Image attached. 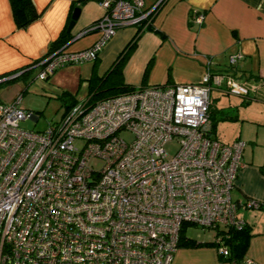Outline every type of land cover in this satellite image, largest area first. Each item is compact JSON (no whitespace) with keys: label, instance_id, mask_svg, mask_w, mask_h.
<instances>
[{"label":"built area","instance_id":"2783aa9c","mask_svg":"<svg viewBox=\"0 0 264 264\" xmlns=\"http://www.w3.org/2000/svg\"><path fill=\"white\" fill-rule=\"evenodd\" d=\"M99 4L103 14L81 31L97 30L93 43L49 50L35 77L96 59L118 27L139 24L156 5ZM192 12L202 23L203 12ZM242 56L230 53L228 63ZM210 64L206 58L196 82L80 99L40 130L21 127L36 114L19 106L20 93L0 102V264H171L182 223L243 225L231 190L245 164L244 141L215 138L208 108L213 87L241 96L248 88ZM170 140L177 142L171 155ZM260 203L264 209L255 198L244 205Z\"/></svg>","mask_w":264,"mask_h":264},{"label":"crops","instance_id":"0c3cea01","mask_svg":"<svg viewBox=\"0 0 264 264\" xmlns=\"http://www.w3.org/2000/svg\"><path fill=\"white\" fill-rule=\"evenodd\" d=\"M32 1L39 15L27 25L18 27L14 23L10 0H0V85L4 83L3 78L6 80L9 75L30 67L36 58L53 49L51 45L57 34L68 26L73 0ZM159 2L151 20L154 29H142L131 50L140 48L137 52L142 70L140 82L148 61V83L199 81L206 69L205 59L210 58L214 72H229L235 78L243 75L246 82L254 81L251 85L262 98L258 100L264 103V0H144V5L152 7ZM77 7L81 9L79 16L83 19L79 23L78 16L74 26L66 31L70 37L60 44L68 49L88 47L99 36L95 29L81 32L103 14L99 0H86ZM193 10L203 12L202 23L193 20ZM134 33L133 24L118 27L96 59L60 67L47 79L35 77L39 69L35 65L31 71L37 82L34 85L53 96L64 90L82 99L87 95V78L94 72L103 74ZM234 52H241L243 56L235 66H230L228 56ZM130 57L128 55L127 62ZM124 80L137 83L132 79ZM14 97L7 96L4 89H0V102H10ZM224 115L230 117L231 114ZM237 117L231 115V118ZM212 135L225 141L217 134ZM235 139L244 141L242 161L245 164L238 172L231 198L239 203L237 215L250 225L253 233L244 258L250 260L248 264H264V209L244 205L249 198L264 202V129L259 135L256 132L251 140L236 135L231 141ZM171 261V264H231L218 258V248L213 245L178 246Z\"/></svg>","mask_w":264,"mask_h":264},{"label":"rangeland","instance_id":"374dc122","mask_svg":"<svg viewBox=\"0 0 264 264\" xmlns=\"http://www.w3.org/2000/svg\"><path fill=\"white\" fill-rule=\"evenodd\" d=\"M82 19L83 16H79L77 20L80 23ZM145 35L146 34H144V38L146 37ZM142 45L143 41L141 42L140 46ZM139 50L140 48L138 51H130L129 55L131 57L129 61H126L123 64L124 73H126L124 78L137 81V83L134 82V84L140 83L139 78L142 71L139 68L140 60L137 56V52H139ZM60 67L63 66H59L58 68ZM142 67L143 65L141 66V69ZM58 68L50 73L46 79L56 72ZM35 80L36 78H34L33 72V74H27L19 78H14L9 82L0 85V89H4L7 96L11 95L13 98L15 95L20 93L21 99L18 103L19 106L34 111V113L38 116L35 121L30 118L19 121L21 127L29 130H40L44 128L48 122L56 121L62 111L65 109L61 104L60 98L53 96V94H48L47 92L45 93L41 88L36 87L37 85H34V83H37ZM236 80L239 83H244V81L246 82L243 75H241V77L237 76ZM253 82H246V84H244L246 87H248V89H250V92L242 96L232 92L226 93L218 87L212 88L210 93L212 95L211 107L214 109L216 108L214 113L217 117L216 128L213 134H217L218 136L224 138L225 141H231V139L235 138L236 135H241L244 138L249 137L250 139L247 140H251L255 137L256 132L259 135L260 130L264 129V103L258 100H262V98L258 96V90L255 91L256 87L251 85ZM22 88H25V90H23L21 93ZM219 109L222 110V113L219 112ZM222 114H231L235 116L238 115V117L218 118V116ZM124 135L128 138L131 137L130 132H124ZM75 143H80V140L76 139ZM247 145L250 146L251 144L247 142ZM176 146L177 142L175 140H170V142L165 144V148L167 152L170 153V155L173 153ZM92 161L94 164H98L100 162L99 159H93ZM184 233L186 236H191L197 240H211L214 238L213 227H202L196 224L186 225Z\"/></svg>","mask_w":264,"mask_h":264},{"label":"trees","instance_id":"16d2710c","mask_svg":"<svg viewBox=\"0 0 264 264\" xmlns=\"http://www.w3.org/2000/svg\"><path fill=\"white\" fill-rule=\"evenodd\" d=\"M83 1H86V0H73L70 4V6H71L70 10L73 9L74 7H77L79 5V3L83 2ZM160 2L155 5V7L152 9V11L144 19H142L139 24L135 25V33L129 39V41L126 43V45L119 51L118 55L116 56V59L110 64V66L108 68H106V71L101 75L94 72L93 74H91L87 78V82H88V89L86 92L87 95H85L82 98V100L86 99V101H88V102H95L98 99L107 98L108 96L117 95V94H120V92L130 91L135 87H141V86H144L145 84H148V82L146 80V75H147L148 70L150 68L149 67L150 61H148L147 65L144 67L145 69L143 71V75L141 78L142 81L139 84H134L132 82L130 83V82L124 80L123 64L127 60L130 51L137 44L136 40H137L139 34L141 33V30L144 28L151 29V30L154 29V26H152V24H151L152 23L151 20H152V16H153L154 12L158 9ZM10 4H11V12L13 13L14 23L18 27L27 25L29 22H31V20H33L34 18H36L39 15V11L36 10L32 0H10ZM70 13H71V11H70ZM70 13H69V15H70ZM192 14H193V12L191 13V17H192ZM98 18L94 19L92 24ZM68 19H69V16H68ZM92 24H90L89 26H91ZM66 27H67V25H65L57 34L58 36L56 37V39L54 40V42L51 45V47L53 49L57 48V46H60L61 43H63L64 41H66L70 37V34L66 33ZM40 58H36L29 65L30 67L21 70L19 75L15 76V77H11L7 80H3L2 82L6 83V82H9L10 80H12L14 78H19L21 76L31 74L32 73L31 71L33 70L34 66L36 65V62ZM210 61H211V59H210ZM210 65L211 66L213 65L212 62ZM229 65L235 66V65H231V64H229ZM211 66H210V70L212 73L218 72V71L214 72L211 69ZM220 73H226V72H220ZM172 82L173 81L170 82L168 80V81H165L162 83L168 84V83H172ZM158 83H161V82H158ZM23 90H25V88L21 89V93ZM226 93H228V92H226ZM246 94H244V95H246ZM56 96L58 98H60L61 104L65 108L64 111H62L61 115H63L69 108H71L72 104H74L75 102L80 100V99L76 98V96L74 94H72V93L70 94L64 90L60 91L59 94ZM215 109L211 107V101H210L208 113H209V117H210V126H211L210 132L211 133H214L215 128H216L217 117L215 116V113H214ZM219 112L222 113V110L219 109ZM225 117H229V116L223 115V114L219 115V118H225ZM230 117H231V115H230ZM257 208L258 209L263 208L262 203H260L259 207H257ZM188 224H194V223H191L188 221L182 223V225L180 227L179 235H178L179 239L177 242V247L178 246H185V247L195 246V247H197L199 245H204V246H212L213 245V246L218 248V258L219 259H221L223 261L227 260L231 264H248L246 259L244 258V256H245V252L248 248L247 245H248L249 238L253 234L251 232L249 224H246L244 222V224L239 226V227L233 226V225L223 226V227H218V226L213 227L214 228V238L211 240H203V239L197 240L196 238H193L191 236H186L184 233V230H185L186 225H188ZM220 247H223V248L225 247L227 252L223 253L220 250Z\"/></svg>","mask_w":264,"mask_h":264},{"label":"water","instance_id":"95a60500","mask_svg":"<svg viewBox=\"0 0 264 264\" xmlns=\"http://www.w3.org/2000/svg\"><path fill=\"white\" fill-rule=\"evenodd\" d=\"M80 8L79 7H74L73 9H72V13H71V17H70V19H69V23H68V26H67V28H66V31L68 32V31H70V29L74 26V24H75V20L78 18V16H79V14H80ZM82 33H85V32H82ZM21 72V71H20ZM20 72H18V73H16V74H12V75H9V77H15V76H17V75H19L20 74ZM9 77H7V78H9ZM36 119V116H35V118H34V120Z\"/></svg>","mask_w":264,"mask_h":264}]
</instances>
